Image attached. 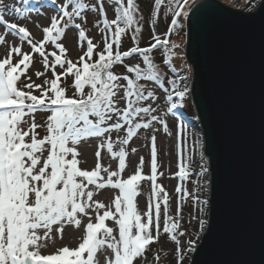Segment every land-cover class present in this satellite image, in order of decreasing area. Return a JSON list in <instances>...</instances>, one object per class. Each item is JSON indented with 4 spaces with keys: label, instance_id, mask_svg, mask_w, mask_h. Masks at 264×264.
<instances>
[{
    "label": "snow or ice",
    "instance_id": "obj_1",
    "mask_svg": "<svg viewBox=\"0 0 264 264\" xmlns=\"http://www.w3.org/2000/svg\"><path fill=\"white\" fill-rule=\"evenodd\" d=\"M50 3L53 14L46 17L47 26L35 24L39 39L27 23L18 22H30L31 13H39L32 0L8 5V19L0 10V264H143L161 233L175 245L174 264H198L205 248L197 242L206 243L212 234L217 157L210 143L205 150L199 136L189 145L185 126H177L173 214L171 197L157 182L163 176L158 172L157 133L162 128L173 135L164 117L184 108L193 94L192 66L183 65L186 72L178 75L173 60L181 44L170 37L181 34L183 22L196 30L205 5L193 10L189 0H151L145 15L138 0ZM262 5L264 0H255L252 8ZM88 13L99 34L95 42L86 27ZM161 15L169 23L159 34ZM146 25L148 40L141 46ZM70 29L78 35L75 58L62 42ZM125 38L130 46L122 50ZM157 51L166 71L154 59ZM37 56L43 71L36 70ZM167 72L173 76L165 80ZM142 132L150 174L144 173L145 158L140 156L125 175L129 156L139 151L131 145ZM93 145L94 164L82 167L88 163L81 159L82 150ZM146 181L150 192L142 210L139 198ZM104 192L106 199L97 198ZM189 200L196 214L189 210L188 223L195 220L198 226L193 233L182 226ZM152 258L159 264L160 253Z\"/></svg>",
    "mask_w": 264,
    "mask_h": 264
},
{
    "label": "water",
    "instance_id": "obj_2",
    "mask_svg": "<svg viewBox=\"0 0 264 264\" xmlns=\"http://www.w3.org/2000/svg\"><path fill=\"white\" fill-rule=\"evenodd\" d=\"M200 5L185 56L205 150L210 143L217 157V192L198 264H264V5L246 12L197 0L191 9Z\"/></svg>",
    "mask_w": 264,
    "mask_h": 264
},
{
    "label": "rangeland",
    "instance_id": "obj_3",
    "mask_svg": "<svg viewBox=\"0 0 264 264\" xmlns=\"http://www.w3.org/2000/svg\"><path fill=\"white\" fill-rule=\"evenodd\" d=\"M197 0H189L190 5L192 6ZM225 4L229 6H233L239 10L243 11H254L256 8H252V4L255 3V0H221ZM11 1L9 0H3L2 5L0 6L4 12H5V18L8 19L10 18L7 15V6L10 5ZM37 7H39V13L36 11H33L31 13L30 17V22L29 21H24L23 19H19V23H27V26L29 29L33 32V34L39 39L41 38V32L40 30L35 27V24H39L41 26H47L49 23L48 19L46 18L47 16H50L53 14L52 12V5L49 2L45 3V0H32ZM141 9L144 11L145 15L148 13V5L150 4L151 0H138ZM18 3V2H17ZM43 4V7H40V5ZM19 5V3L17 4ZM251 9V10H249ZM111 15V13H110ZM93 15L91 13H88V24L86 25L88 29V35L90 37L94 38V42L96 39L99 38V34L97 30L92 26L93 25ZM183 22V21H182ZM169 23L168 18L164 17L161 15V18L158 22L156 31L159 34H162L165 29L167 24ZM185 24L181 34L177 36L176 34L171 35V39L175 41L176 43L181 44V48L177 49L176 51L180 53L179 56L175 57L173 60L174 66L178 69V75H183L186 72V68H182L183 65L187 64L190 65L187 62L186 56H185V49L187 46V24L186 22H183ZM2 30V29H0ZM148 40V29L147 25L145 26V31L143 33V39L141 40V46H145L146 42ZM77 41H78V35L76 30L70 29L66 37L62 40L63 43H65L66 47L69 49L68 55L70 58H75L78 54V48H77ZM130 46V40L129 38H125L124 46L122 50H126V48ZM48 51H52L53 48L49 45L46 46ZM0 55H3V46H0ZM37 60L36 64V70L43 71L42 64L39 63V57L37 56L35 58ZM154 59L160 65L162 70L166 71V66L162 64V53L157 51L154 53ZM122 70V69H117ZM59 71V69H57ZM31 74V73H30ZM49 76L51 75L50 73L48 74ZM173 74L171 72H167V75L165 76V80L168 78L172 77ZM35 79V76H33ZM43 77L40 80H37V83H40L42 81ZM194 79L193 75V69H192V78L190 79L189 83L192 86V82ZM162 91V90H161ZM159 94V93H158ZM191 101V96L189 97ZM192 104V111L190 112L187 107L185 109H176L174 114H168L167 116L164 117V119L167 120L169 124V129L173 133L172 136H168L167 134H164L161 128V131L157 133V145H158V172H162L163 176L158 177L157 182L161 184L166 191L169 193V196L171 197L170 204L172 208V213L174 214L175 212V207H176V194H175V187L178 183V180L176 178H173L172 174L177 171L176 167V133H177V126L178 125H183L185 126L184 130V139L186 142L191 145L193 139L197 136L203 139V133L200 128V123L197 115V112L193 106V102L191 101ZM160 111L163 113L166 111V106L165 102L163 99L160 101ZM184 119V120H180ZM184 121L180 122V121ZM37 122L42 123V117L40 114L37 115ZM156 127H161L160 125H155ZM38 131L43 134L42 129H38ZM204 141V139H203ZM145 143L144 140V134L140 135L138 140H134L132 145L133 147L139 148V151L136 155H130L128 158V164H129V169L126 171L125 175L129 174L132 169L139 163V157L144 156L145 158V164H144V173L150 174V169H149V150L148 148L142 147L141 145ZM83 154L81 159H87L88 163L87 164H82V167H90L94 164V145L91 148L85 147L83 150ZM104 162L107 163V157L105 156ZM195 167V165H193ZM206 179V178H205ZM195 180V176L192 177V181ZM192 181L188 182L187 187L189 190L192 189L193 183ZM142 192L143 195L139 198L140 202V207L141 209L146 208V197L148 193L150 192V182L146 181L142 185ZM108 193L104 192L102 196H99L97 198L99 199H106ZM191 209L192 214L195 215L196 211L195 209H192L191 205V200L187 202V204L184 205L183 207V221H182V226L187 229L189 233H193L198 230V226L195 220H192L191 223H188L190 220L189 216V210ZM163 227V219L161 220V228ZM207 231V230H206ZM193 239H195V236H193ZM68 240H65V243H67ZM198 241L197 243H199ZM175 245L173 242L167 239L166 234L161 233L160 240L158 243L152 244L150 246V249L147 253V260L143 261V264H156V261L153 260V254L156 252L160 253V262L159 264H174L173 260V255H172V250L174 249ZM185 264H188V261H185Z\"/></svg>",
    "mask_w": 264,
    "mask_h": 264
},
{
    "label": "trees",
    "instance_id": "obj_4",
    "mask_svg": "<svg viewBox=\"0 0 264 264\" xmlns=\"http://www.w3.org/2000/svg\"><path fill=\"white\" fill-rule=\"evenodd\" d=\"M9 1H11L9 4H13V3H16V4H18L19 3V0H9ZM18 2V3H17ZM34 3V2H33ZM1 6V5H0ZM1 8V7H0ZM0 10H2V9H0ZM187 41H188V34H187ZM188 62V61H187ZM193 81H194V79H193ZM193 83V82H192ZM190 98H188L187 100H186V103H185V107H187L188 108V110L191 112L192 111V104H191V101L189 100ZM185 107L184 108H178V109H185ZM186 110V109H185ZM180 120H184V119H180ZM179 120V121H180ZM180 122H183L184 123V121H180Z\"/></svg>",
    "mask_w": 264,
    "mask_h": 264
}]
</instances>
